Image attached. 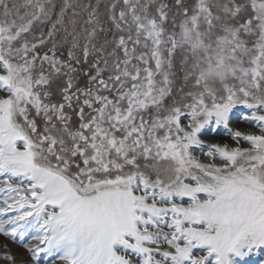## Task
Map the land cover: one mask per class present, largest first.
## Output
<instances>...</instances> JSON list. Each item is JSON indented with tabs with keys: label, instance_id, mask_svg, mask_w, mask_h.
I'll return each instance as SVG.
<instances>
[{
	"label": "snow or ice",
	"instance_id": "obj_1",
	"mask_svg": "<svg viewBox=\"0 0 264 264\" xmlns=\"http://www.w3.org/2000/svg\"><path fill=\"white\" fill-rule=\"evenodd\" d=\"M56 8L0 0V264L264 249V0Z\"/></svg>",
	"mask_w": 264,
	"mask_h": 264
},
{
	"label": "bare ground",
	"instance_id": "obj_2",
	"mask_svg": "<svg viewBox=\"0 0 264 264\" xmlns=\"http://www.w3.org/2000/svg\"><path fill=\"white\" fill-rule=\"evenodd\" d=\"M237 116H239V112L237 113ZM5 238L0 236V242H4ZM10 248L12 251L17 254L19 258H25L27 259V255L24 252L21 245L14 244L11 241H8ZM35 243V242H32ZM45 261L49 258L45 257ZM241 264H264V249L254 251L252 254H250L248 257L245 258L244 261L241 262Z\"/></svg>",
	"mask_w": 264,
	"mask_h": 264
},
{
	"label": "rangeland",
	"instance_id": "obj_3",
	"mask_svg": "<svg viewBox=\"0 0 264 264\" xmlns=\"http://www.w3.org/2000/svg\"><path fill=\"white\" fill-rule=\"evenodd\" d=\"M53 2L57 5V8L54 9V14H55L58 13L59 6L64 2V0H53ZM74 2L90 3L91 5L96 6L101 17L104 18L107 12L109 11L110 4L113 3L114 0H74ZM177 83L179 84V80L177 81Z\"/></svg>",
	"mask_w": 264,
	"mask_h": 264
}]
</instances>
